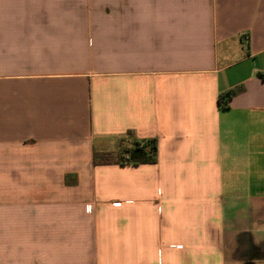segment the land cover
I'll return each mask as SVG.
<instances>
[{
    "label": "crops",
    "instance_id": "obj_1",
    "mask_svg": "<svg viewBox=\"0 0 264 264\" xmlns=\"http://www.w3.org/2000/svg\"><path fill=\"white\" fill-rule=\"evenodd\" d=\"M261 74L264 0H0V264H264Z\"/></svg>",
    "mask_w": 264,
    "mask_h": 264
},
{
    "label": "trees",
    "instance_id": "obj_2",
    "mask_svg": "<svg viewBox=\"0 0 264 264\" xmlns=\"http://www.w3.org/2000/svg\"><path fill=\"white\" fill-rule=\"evenodd\" d=\"M264 79V74H261ZM237 89L230 91L227 98L233 95ZM221 99L224 100V97ZM128 136L132 133L128 132ZM158 161V146L155 139L127 142L121 140L119 149L116 152H95L93 162L95 165L120 164V165H140L155 164Z\"/></svg>",
    "mask_w": 264,
    "mask_h": 264
},
{
    "label": "built area",
    "instance_id": "obj_3",
    "mask_svg": "<svg viewBox=\"0 0 264 264\" xmlns=\"http://www.w3.org/2000/svg\"><path fill=\"white\" fill-rule=\"evenodd\" d=\"M87 210L88 211H90L91 210V206L89 205V206H87Z\"/></svg>",
    "mask_w": 264,
    "mask_h": 264
}]
</instances>
